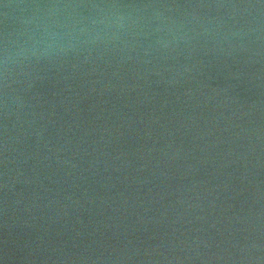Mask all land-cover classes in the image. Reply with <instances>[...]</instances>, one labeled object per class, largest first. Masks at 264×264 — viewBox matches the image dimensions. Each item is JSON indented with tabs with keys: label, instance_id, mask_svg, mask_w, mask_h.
I'll return each mask as SVG.
<instances>
[{
	"label": "water",
	"instance_id": "obj_1",
	"mask_svg": "<svg viewBox=\"0 0 264 264\" xmlns=\"http://www.w3.org/2000/svg\"><path fill=\"white\" fill-rule=\"evenodd\" d=\"M0 264H264V0H0Z\"/></svg>",
	"mask_w": 264,
	"mask_h": 264
}]
</instances>
